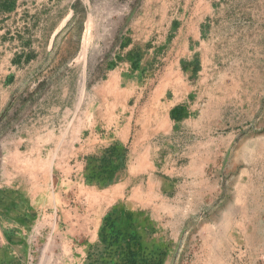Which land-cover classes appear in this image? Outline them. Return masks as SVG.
Listing matches in <instances>:
<instances>
[{
	"label": "crops",
	"instance_id": "0c3cea01",
	"mask_svg": "<svg viewBox=\"0 0 264 264\" xmlns=\"http://www.w3.org/2000/svg\"><path fill=\"white\" fill-rule=\"evenodd\" d=\"M96 1L0 0V264H85L117 208L161 264L238 254L236 226L261 198L212 169L227 147L213 114L232 93L209 72H146L138 58L222 32L213 0H126L105 31L133 35L111 58L84 41L100 31Z\"/></svg>",
	"mask_w": 264,
	"mask_h": 264
},
{
	"label": "rangeland",
	"instance_id": "374dc122",
	"mask_svg": "<svg viewBox=\"0 0 264 264\" xmlns=\"http://www.w3.org/2000/svg\"><path fill=\"white\" fill-rule=\"evenodd\" d=\"M11 1L1 0V3L10 4ZM125 1H96L89 25L93 23L100 31L86 32L84 41L87 45L98 46L96 53L100 56L111 58L115 54L119 57V47L132 38L133 34L105 31L118 24L114 14L123 11ZM213 8L211 23L222 26V32L201 34L202 39L190 49L187 46L173 49L172 44L165 49L139 50L138 58L140 55L144 58L146 72L150 69L152 72L174 73L183 69L197 76L209 72L214 79V89L219 90L222 85L230 90L232 95L222 99V103L227 104V112L213 114L216 127L212 134L226 138L227 147L212 169L220 170L215 179L233 190L249 191L247 195L253 190L260 192V206L256 207L254 203L252 208L245 209L243 224L236 226V236L243 237L242 251L234 256H196L184 258V261L194 264H203L204 261L207 264H264V0H213ZM125 21L128 19L124 18L120 23ZM146 36L160 41L165 34ZM203 37L207 38L208 45L203 43ZM180 55L184 56L181 64L178 61ZM209 60L212 63L207 65ZM105 67L106 64L99 66V72ZM217 75H224V79L218 80ZM216 102L215 106H219L220 99L216 98ZM252 217L254 223H250ZM226 237L221 234L220 239Z\"/></svg>",
	"mask_w": 264,
	"mask_h": 264
},
{
	"label": "trees",
	"instance_id": "16d2710c",
	"mask_svg": "<svg viewBox=\"0 0 264 264\" xmlns=\"http://www.w3.org/2000/svg\"><path fill=\"white\" fill-rule=\"evenodd\" d=\"M125 215L131 218L129 213L117 208L105 218L100 242L88 252L85 264L162 263L161 255L149 251L137 233L130 232L127 226H123L121 221Z\"/></svg>",
	"mask_w": 264,
	"mask_h": 264
},
{
	"label": "bare ground",
	"instance_id": "6f19581e",
	"mask_svg": "<svg viewBox=\"0 0 264 264\" xmlns=\"http://www.w3.org/2000/svg\"><path fill=\"white\" fill-rule=\"evenodd\" d=\"M260 148V147H259ZM261 149V148H260ZM263 149H264V147H263ZM263 149H261V150H263ZM259 150V149H258ZM257 152H259V151H257ZM220 219V218H219Z\"/></svg>",
	"mask_w": 264,
	"mask_h": 264
}]
</instances>
